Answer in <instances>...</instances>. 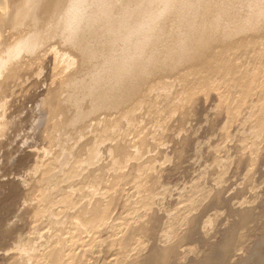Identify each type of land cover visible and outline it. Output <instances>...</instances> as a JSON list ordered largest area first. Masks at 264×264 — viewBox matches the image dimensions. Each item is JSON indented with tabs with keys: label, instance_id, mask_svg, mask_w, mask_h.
I'll use <instances>...</instances> for the list:
<instances>
[{
	"label": "rangeland",
	"instance_id": "1",
	"mask_svg": "<svg viewBox=\"0 0 264 264\" xmlns=\"http://www.w3.org/2000/svg\"><path fill=\"white\" fill-rule=\"evenodd\" d=\"M3 30L0 48L22 37ZM261 43L248 50L214 44L201 62L170 79L168 96L153 103L139 98L122 118L128 129L111 134L124 155L111 152L114 160L100 164L105 169L94 167L95 183L89 178L61 194L54 187L68 172L57 160L58 138L74 135L69 152L84 155L93 129L95 138L105 137L117 117L92 120L84 136L73 133L79 123L73 125V110L62 101L71 53L60 56L54 46L8 61L10 70L0 74V264H264ZM241 50L250 52L243 57ZM89 192L95 194L81 199ZM69 194L68 207L59 203ZM81 201L98 214L78 211ZM47 214L60 225L50 226Z\"/></svg>",
	"mask_w": 264,
	"mask_h": 264
},
{
	"label": "bare ground",
	"instance_id": "2",
	"mask_svg": "<svg viewBox=\"0 0 264 264\" xmlns=\"http://www.w3.org/2000/svg\"><path fill=\"white\" fill-rule=\"evenodd\" d=\"M21 15L27 19L23 23H17ZM4 26L22 37L11 46H1L0 66L5 67L8 61L25 53H33L37 48L47 51L55 46L54 49L59 48L60 52H57L60 56L68 55L64 52L73 56L74 60L68 61L73 70L68 66L67 70L72 72H69L70 75L66 72L68 77L62 85V101L73 110L75 118L70 123H79L76 129H72L74 134L81 132L82 136L84 129L91 126L92 120L96 122H93L94 125H100L106 117H117L116 125L110 132H105V137L100 135L98 139L95 138L93 129L92 138L86 140L89 146H86L84 155L70 154L69 142L75 138L72 132V137L70 133L64 132V136L58 138L56 147L60 153L57 160L60 162V169L68 172L66 181H60L64 184L54 187L55 193L61 194L76 188L79 183L90 182L87 180L89 178L95 183L93 174L91 175L94 167L98 168L104 160H109L111 152H120L117 144L111 145L114 141L111 134L118 129H128L127 121L126 124L122 118L126 120L138 108L141 104L138 102L139 98L146 103H153V98L157 96H168L171 91L170 79L179 71L183 72L181 69L201 62L214 44L220 45V48L231 43L236 46L243 44L247 48L245 50L254 45L256 48L257 42L264 44V0H0V36ZM237 40L238 44L235 43ZM236 46L235 49L240 48V45ZM243 52L245 51H242L245 57L244 54L248 51ZM236 53H239L238 50ZM234 54L235 51L232 55ZM228 57L226 55L225 59ZM261 58L259 62L263 64ZM222 63L219 68L223 71L228 65L226 62ZM235 86L234 84L233 87L236 88ZM102 114L103 119H100ZM85 136L90 137L87 134ZM108 142L112 151H108V146H105L104 149L108 151L105 157L106 154H103L107 152L101 147ZM120 154L124 155V151ZM115 156L118 158L117 154ZM114 157L110 160H114ZM112 163L115 165L114 161ZM100 166L98 169L102 170L103 167ZM97 168L95 170L98 171ZM100 173L99 176L103 175ZM101 181L103 182L102 176ZM93 183L92 191L95 192ZM93 192L80 197L89 198ZM69 198L71 201L70 194L61 198L59 203L68 207ZM83 201L78 211L84 209L91 214L95 210L92 209L93 205L90 204L92 208H88L86 204L89 201L82 203ZM52 214H47L46 217L49 225H60L62 220H55V215L53 217ZM64 227L62 226V230ZM32 251L30 246L29 252Z\"/></svg>",
	"mask_w": 264,
	"mask_h": 264
},
{
	"label": "clouds",
	"instance_id": "3",
	"mask_svg": "<svg viewBox=\"0 0 264 264\" xmlns=\"http://www.w3.org/2000/svg\"><path fill=\"white\" fill-rule=\"evenodd\" d=\"M26 19H27L26 17H24L23 15H21V17L18 19L17 23H23V22H25ZM39 50H40V49L37 48V49L35 50V52L32 53V54H38ZM11 66H12L11 64H9V65L7 66V68H5V67H3V66H0V74H3V73H5L6 71L10 70Z\"/></svg>",
	"mask_w": 264,
	"mask_h": 264
}]
</instances>
